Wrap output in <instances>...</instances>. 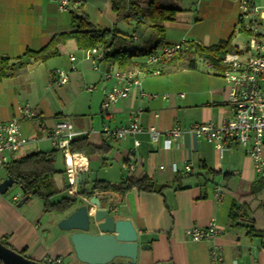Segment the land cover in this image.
<instances>
[{"label": "crops", "instance_id": "1", "mask_svg": "<svg viewBox=\"0 0 264 264\" xmlns=\"http://www.w3.org/2000/svg\"><path fill=\"white\" fill-rule=\"evenodd\" d=\"M56 1L0 0V57L16 60L26 50H40L53 35L71 31L70 14L73 13H84L99 29H115L124 35L122 49L125 51H148L153 46L148 25L137 20L117 22L109 0H83L79 9L72 7L67 12H60ZM135 1L145 8L152 0ZM165 2L178 12L173 21L164 24L163 46L192 41L212 46L231 38L238 50L244 48L245 44L238 42V37L244 36L247 40V35L235 32L238 0ZM256 2L254 0L255 5ZM259 17L264 43V13H259ZM101 49L84 52L73 41H67L58 47L56 58L43 64H32L15 78L0 80V122L16 117L19 106L29 105L37 116L33 121L20 122L21 136L27 139L36 137L38 143L42 140L48 142L49 151L53 148L51 141L45 138V132L58 121L68 120L80 134L78 137H85L87 143L97 150L83 154L88 168L80 177L86 190H90L94 181L117 184L143 175L155 185L165 187L160 193L133 189L124 194L104 191L93 194L116 219L129 220L139 242L149 245L148 249L138 250L133 264H264V238H248L244 229L229 226L228 220L232 204L239 203L238 193L244 186L239 185L240 181L252 183L264 178L254 171L252 160L236 142L227 144L219 153L214 144L186 131L190 124L219 125L230 119L232 109L227 103V86L220 73L199 61L195 70L166 74L165 70L157 69L160 74L154 75V68L145 63V57L135 58V63L145 65V70H131L141 74L140 85L103 113L101 103L113 81L102 79V74L119 68L116 65L108 67L103 61L98 70L93 69L92 61ZM58 70L68 75L65 85L50 84ZM56 87L66 88L53 93L52 89ZM134 112L142 132L119 140L101 134L104 126L115 130L129 125ZM175 124L185 132L168 148L162 138L156 144L150 142L147 129L169 130ZM37 142L23 147L14 159L18 155L37 152ZM58 156L62 165L57 168L53 164L59 173L52 181L57 191H63L68 182L63 157L60 153ZM262 158L264 160V145ZM129 163L134 165L130 174L124 169ZM186 165L190 166V172L183 173ZM203 166L220 175L201 176ZM177 175L181 177L178 182L174 180ZM5 178L6 175L0 181ZM216 190L222 192L220 198L215 196ZM16 196L17 199L13 200L15 196L10 199L5 194L0 195V238L5 239L14 251L23 252L25 257L35 261L59 257L61 264H83L75 257L70 232L58 228V223L83 201L79 198L71 209L56 214L44 213L42 203L37 199L17 207L23 193ZM257 205L258 201L252 209ZM256 212L259 220L260 213ZM211 221L220 229L214 239L196 243L184 237L186 229H204ZM214 247L220 250L221 262L212 263L210 260ZM109 264L131 263L119 257Z\"/></svg>", "mask_w": 264, "mask_h": 264}, {"label": "built area", "instance_id": "2", "mask_svg": "<svg viewBox=\"0 0 264 264\" xmlns=\"http://www.w3.org/2000/svg\"><path fill=\"white\" fill-rule=\"evenodd\" d=\"M57 7L60 12H67L72 7L81 6L80 0H57ZM239 15L235 32H244L247 35V43L244 48L225 54L222 63L226 70L221 73V78L227 86V103L232 109V115L226 122L214 125L190 124L186 131L196 138L203 139L221 153L227 144L236 142L242 146L247 156L252 160L254 171L264 178V160L262 148L264 145V43L261 41V21L259 11L254 0H238ZM136 40V38H134ZM183 43L164 45L156 53L145 57V63L154 65L164 59L175 56L182 48ZM109 49H101L92 61L93 69L98 70L103 62L105 54ZM73 61L72 56L69 57ZM152 74L159 75V70L152 71ZM139 71H123L120 69L103 72L102 79L112 80L111 89L105 93L101 103V111L105 113L111 105L128 97L134 87L140 85ZM68 75L65 71L58 70L53 75L50 84L58 86L65 85ZM92 88L90 87L89 90ZM145 96L144 93H140ZM182 96V95H181ZM35 111L29 105H22L17 108V115L7 121L0 122V168L5 167L14 159L17 153L30 143H36L37 138L27 139L21 136L20 122L33 121L36 119ZM101 134L113 139H123L142 132L138 124L137 113H131V123L125 127L111 129L102 127ZM150 142L155 143L164 139V146L169 147L172 141L181 137L185 132L178 125H173L169 130L147 129ZM80 134L73 129L68 120L58 121L50 130L45 132V138L51 141L52 148L58 151L64 160L65 175L68 182V194L75 196L77 193V176L87 172V162L81 153H71L70 143ZM138 146V142L134 141ZM129 174L133 171L134 165L130 163L124 166ZM163 169V167H160ZM176 171V168L173 169ZM183 173L190 172V166L183 168ZM222 192L216 190L215 196L220 198ZM15 196L13 200H16ZM83 202L87 199L79 197ZM220 234V229L214 222H209L204 229L190 227L184 231V237L191 242L210 241ZM212 263L221 262L220 250L214 247L210 252ZM46 264H61L59 257H45Z\"/></svg>", "mask_w": 264, "mask_h": 264}, {"label": "trees", "instance_id": "3", "mask_svg": "<svg viewBox=\"0 0 264 264\" xmlns=\"http://www.w3.org/2000/svg\"><path fill=\"white\" fill-rule=\"evenodd\" d=\"M83 3V0H80ZM166 0H152L145 8L140 7L135 0H109L110 8L117 22H128L137 20L144 22L151 29L150 40L153 46L150 50L122 49L125 36L118 33L115 29H99L93 25L84 13H73L71 15V31L53 35L48 43L37 51L26 50L25 53L16 60L0 57V80L11 79L23 74L27 67L36 63H45L58 56V47L67 41H73L75 45L85 51H92L99 47L109 49L103 61L108 67L116 65L120 70L131 71L135 68L145 70V65L137 64L135 58H143L156 53L163 46L164 24L171 22L175 18L177 9L170 7ZM165 2V3H162ZM82 6V4H81ZM81 6L77 7L79 9ZM237 51L238 48L233 44L232 39L218 42L216 45L203 46L196 42H186L183 48L173 57L164 59L152 67L154 70L163 69L164 72L172 73L182 70H195L197 63L203 61L208 64L214 72L223 73L227 68L222 63L225 54ZM153 70V71H154ZM71 153L86 154L89 151L96 152L85 137L74 138L70 143ZM59 152L55 149L49 151H37L28 153L11 160L2 169L5 175L11 176L16 185L23 190V197L28 196L26 202L31 199L41 201L44 213L63 214L77 204L79 197L89 199L95 191L113 192L124 194L130 190L140 192L160 193L165 187L155 185L149 178L138 179L128 178L125 181L109 183L104 181H94L90 190L85 189V183L78 185L75 196H64L56 202H51V198L58 194L53 185V177L59 172L54 165ZM204 173L201 176L215 177L219 172L201 168ZM227 180L228 176L225 174ZM176 182L181 180L180 175L174 179ZM242 191L238 193V202L232 204L228 220L229 226L242 228L248 238H264V179H257L252 183L240 181ZM68 190V186L65 188ZM258 201L256 208L252 209ZM261 218L256 219L257 212ZM259 223V225H257ZM0 243L13 250L5 239L0 238ZM14 251V250H13ZM17 252V251H15ZM25 257L23 252H17ZM27 258V257H25ZM44 263L43 261H41Z\"/></svg>", "mask_w": 264, "mask_h": 264}, {"label": "water", "instance_id": "4", "mask_svg": "<svg viewBox=\"0 0 264 264\" xmlns=\"http://www.w3.org/2000/svg\"><path fill=\"white\" fill-rule=\"evenodd\" d=\"M81 183L77 176V185ZM16 182L11 176L0 181V195ZM21 192L23 190L19 188ZM23 197L17 207L26 202ZM101 200L92 195L86 202L67 215L58 223V228L70 232L69 240L76 259L83 264H109L116 258L127 259L135 263L138 250H145L149 245L139 242V236L132 223L126 219H116L109 210L101 206ZM1 264H46L25 258L0 243Z\"/></svg>", "mask_w": 264, "mask_h": 264}, {"label": "rangeland", "instance_id": "5", "mask_svg": "<svg viewBox=\"0 0 264 264\" xmlns=\"http://www.w3.org/2000/svg\"><path fill=\"white\" fill-rule=\"evenodd\" d=\"M256 6H257V8H258V11H259V13H264V1L263 0H257V2H256ZM248 38V37H247ZM246 39H245V37L244 36H239L238 37V42H241L243 45L245 44L246 45V43H247V40L245 41ZM245 41V42H244ZM244 45V46H245ZM46 86V85H45ZM67 87V86H66ZM66 87H61V88H59V87H56L55 89H52V92L53 93H55V91H56V93L57 92H59V91H64V89L66 88ZM44 88L45 87H43V89H42V91L44 90ZM38 143V142H37ZM38 151L39 150H47L48 151V148H49V144H48V142H46V141H44V140H42V141H40L39 143H38ZM30 149L29 148H27V151H29ZM18 157H19V155H18ZM17 157V158H18ZM56 163L54 164L57 168H61V158H60V156H57V160L55 161ZM5 176V170L4 169H2V168H0V179L2 178V177H4ZM61 192H59L58 194H56L55 196H53L52 198H51V202H54V201H56L57 200V198L59 199V198H61V197H64V196H68V193H67V190L66 189H63V191L62 190H60ZM21 194V191H20V189H19V187L16 185V184H14L12 187H10L9 189H8V191H7V194H5V196H7V197H9L10 199H12V197L13 196H16V195H20ZM59 196V197H58ZM36 201V200H35ZM36 203H39V202H36Z\"/></svg>", "mask_w": 264, "mask_h": 264}]
</instances>
